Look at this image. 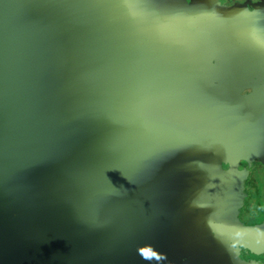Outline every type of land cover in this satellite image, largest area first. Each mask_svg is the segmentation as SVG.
<instances>
[{
	"label": "flooded vegetation",
	"instance_id": "flooded-vegetation-1",
	"mask_svg": "<svg viewBox=\"0 0 264 264\" xmlns=\"http://www.w3.org/2000/svg\"><path fill=\"white\" fill-rule=\"evenodd\" d=\"M193 1H66V7L71 10L91 9L110 22L129 11L139 13L141 25L151 29L150 32L158 30L159 36H165L171 44L168 56L159 60H186L208 74H224L232 81L226 79V84L234 85V94L218 110L207 103L204 112L197 113L195 120L180 133L179 142L160 147L154 136H142L140 127L128 126L133 104H127L125 99L130 101V93L124 96L127 89L111 73L115 67L123 71H128V67L114 66L100 71L89 86L97 106L96 117L91 139L80 147L79 165L68 166L32 195V179L16 177L2 184L5 219L0 233L1 264H15L12 259L16 240L15 210H12L15 203H19L15 208L21 206L30 215V210H39L40 199L52 196L58 203L53 213L46 209V221L53 223V229L46 236L48 252L46 259L41 257V264H171L165 261L169 249L162 247V241L170 236L169 226L173 227L175 237L183 236L185 243L190 239L184 236V230L190 228L194 243L212 255V246L202 234L210 235L215 227L232 225V218L225 212L219 217L222 222L210 214L224 199L214 184L233 187L219 179L226 173L236 185L239 182L243 197L258 206L257 211L251 205L246 208L249 222L245 224L251 227L246 228V234H242L243 226L240 232L237 229L233 233L245 238L260 235L264 239V163L251 161V179L245 183L233 172L241 165L230 170L247 151L251 134L259 131L255 120L264 116V0H205L222 9L219 13L222 21L217 25L218 40L212 35L187 30L186 6L193 5ZM193 6L196 9L197 4ZM228 21L233 23L229 25ZM200 36L207 40L201 42L197 39ZM197 50L206 56L199 55ZM114 99H124L126 105L114 106ZM120 128L122 131L113 133ZM240 130L246 132L239 134ZM98 140L106 142L95 149ZM216 157H220L217 162ZM193 158L201 161L189 171L191 176L170 178L163 185L152 179L158 172L181 171ZM207 172L216 175L207 177ZM150 182H154V187L162 186L161 194L145 187ZM133 205L139 209L132 221L136 229L134 237L125 244V231L119 230V224L132 216L129 211L134 210ZM178 255L175 253L174 257ZM197 257L193 259L195 264ZM255 260L264 263V256H256ZM207 264L223 263L209 259Z\"/></svg>",
	"mask_w": 264,
	"mask_h": 264
},
{
	"label": "water",
	"instance_id": "water-1",
	"mask_svg": "<svg viewBox=\"0 0 264 264\" xmlns=\"http://www.w3.org/2000/svg\"><path fill=\"white\" fill-rule=\"evenodd\" d=\"M66 1L0 0V233L5 219L1 186L6 180L32 179V195L68 166L79 165L80 147L93 134L97 106L89 86L99 72L114 66L135 72L171 51L165 36L140 24L137 12L110 22L91 9L71 10ZM152 33L165 52L147 60L153 54L144 43ZM111 73L127 89L124 96L130 93L125 102L134 105V90ZM125 102L112 100L114 106ZM200 161L193 158L181 171L158 172L152 179L163 185L170 178L189 177ZM153 184L145 187L161 194L162 186ZM133 207L132 216L119 224L125 244L136 229L132 221L139 209Z\"/></svg>",
	"mask_w": 264,
	"mask_h": 264
},
{
	"label": "rangeland",
	"instance_id": "rangeland-1",
	"mask_svg": "<svg viewBox=\"0 0 264 264\" xmlns=\"http://www.w3.org/2000/svg\"><path fill=\"white\" fill-rule=\"evenodd\" d=\"M194 4H197L196 9ZM193 5L186 6L187 17L184 23L187 30H196L200 34L212 35L218 40L217 25L222 21L219 14L222 10L221 7L219 10V7L205 0L201 2L195 0ZM227 23L231 25L233 21ZM224 28L227 31V24L224 25ZM199 68V65L193 66L186 60H162L135 72L114 68L113 70L119 75L120 80L135 92V104L127 119L128 126L140 127L142 136L149 138L154 136L155 143L160 147L169 146L171 143L179 142L180 133L185 131L191 120H195L197 113L204 112L209 103L216 110L227 103L234 94V85H227L226 82L232 83V81L219 72L208 74V71H201ZM210 112L213 113L212 110ZM255 121L257 122L254 124L259 131L251 134L252 141L248 145L247 151L230 168L231 170L232 167L241 165L233 172L235 175L241 176L238 180L242 183L251 179L253 164L251 161L258 160L264 163V116ZM122 128L114 130L113 133H119ZM245 129L249 130L250 128ZM108 130L109 128H107ZM244 132L246 131L240 130L238 133L243 134ZM109 136L112 137L113 134H109ZM139 140H142L141 136ZM105 142L106 140H98L94 145L95 149L100 148ZM244 148L245 146H243V150ZM219 160L220 157H216V162ZM206 174L207 177L216 175L213 172ZM234 174L232 173V176H235ZM219 179L222 180V183L233 187L225 188L214 184L216 185L215 190L223 194L224 199L218 209H213L210 214L222 222L219 217L224 216L225 212L232 218V225L229 228L215 227L216 229L210 235L206 233V236L202 234L201 227L199 228L202 237H207L210 247L212 246V255L198 247L202 245L194 243L190 228L187 227L184 230V236L190 239L185 243L183 236L175 237V233H172L173 227L169 226L170 236L167 240L162 241V247L165 250L169 249L170 253L165 257V261L169 260L171 264H177L179 261L182 264H195L193 259L198 255L195 259L198 260L197 264H207L209 259H213L215 263L223 264H259L255 258L264 256V239L260 235L245 238L233 233L237 229L240 232L241 226H243L242 234L245 235L246 228H251L245 224L249 222L245 211L249 205L255 210L258 207L257 203L249 202L244 198V191L239 189V182L237 186L233 182L234 179L230 178L227 173ZM222 183L220 184L224 185ZM57 203L54 196L45 200L40 199L39 210L37 212L30 210V215L28 210L21 206L20 209L15 208L19 206V203H15L12 209L15 210L14 236L16 235V240H14L15 248L12 256L15 264H41V257L46 259L45 253L47 254L48 250L45 239L53 229V223L46 221V209L53 213ZM251 231L253 232L252 229ZM14 244L12 243V249ZM175 253L179 255L174 257Z\"/></svg>",
	"mask_w": 264,
	"mask_h": 264
},
{
	"label": "trees",
	"instance_id": "trees-1",
	"mask_svg": "<svg viewBox=\"0 0 264 264\" xmlns=\"http://www.w3.org/2000/svg\"><path fill=\"white\" fill-rule=\"evenodd\" d=\"M157 42H158V37L156 36V33H152V35L149 36L148 40L144 43L145 48L149 50L151 54H153V55L148 54L149 56L145 57L147 60L153 58L154 54L157 56L158 54L165 52L164 50L161 49L159 42L158 43ZM166 53L168 54L169 51L167 50Z\"/></svg>",
	"mask_w": 264,
	"mask_h": 264
}]
</instances>
